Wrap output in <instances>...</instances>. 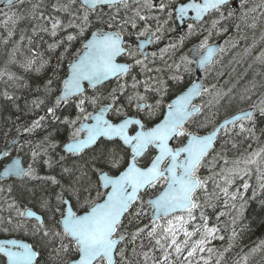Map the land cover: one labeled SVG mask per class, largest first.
I'll return each mask as SVG.
<instances>
[{
  "label": "snow or ice",
  "instance_id": "snow-or-ice-1",
  "mask_svg": "<svg viewBox=\"0 0 264 264\" xmlns=\"http://www.w3.org/2000/svg\"><path fill=\"white\" fill-rule=\"evenodd\" d=\"M140 2L141 0H4L7 11L0 9V29H3L6 35L0 34V43L8 45L11 42L12 48L8 60L5 61V67L0 68V80L7 78L5 83L12 81L17 87L22 86L16 84L22 77L11 72L9 65L18 64L25 72L39 73L49 63L43 59L42 53L33 51L31 47L37 36L43 41L41 33L52 38H56L61 32L66 33L61 39H54V42L48 43V51L54 52L65 42L71 45L73 41L83 37L85 30L93 23V15L101 25L91 34V39L83 44L74 62L70 63V72L62 81L60 95L56 97L54 104L47 108L44 116L33 120L31 126L24 129L25 132L32 133L41 128L47 116H50L53 122L59 121L57 109L67 104L70 98L82 97L76 103L77 119L64 117L61 121L69 127L77 125L80 115L85 112L84 105L86 103L95 105L99 99L84 95L82 87L84 81H87L90 87H95L110 78L120 81L137 67L140 68L139 75L146 76V79L140 80L133 75L131 84L126 80L118 83L117 88L110 94L109 104L96 113L83 115L80 126L74 128L67 142L63 144L61 149L63 154L58 160L48 155L49 149L55 150L59 146L55 136L50 133L36 144L31 152V160L26 166L20 158H13L10 163L4 165L0 180L8 177L19 178L23 185L20 200L27 201L23 207L19 202L8 205L9 209H14L17 217L23 221V223L18 221L16 227L21 229L25 223H31V234L39 237L36 244L22 243L14 239L0 241V254L7 258V264H41V261L42 264H134V257L137 256H142L144 264H149V261L151 264H213V260L214 264H222L224 253L230 250L231 243L223 251L211 246L213 241H223L225 238L220 234L221 216L231 215L233 212L241 214L247 202L244 194L249 189H252L253 198L257 195V188L264 192V145L252 149L249 144L251 150L232 158L228 156L226 149L228 141L221 145L220 151L214 147L220 129H224L228 135L247 134L246 139L258 142L259 138L254 131L257 124L256 113L264 117V99L252 104L249 109H241L207 135H199L185 127L186 124L207 127V124L200 122L197 117L202 108L193 105L191 101L195 96L212 93L209 87L196 81H193L174 101L167 104L166 111L162 112L163 119L154 126L147 127L146 122L127 116L119 123L105 119V113L109 110L114 111L117 116L121 115L122 108L115 107L120 96H126L129 105L134 104L138 112H146L151 118L156 109L161 107V101L156 100L155 104L147 101L153 95H166L169 91L168 80L181 86L183 74L191 75L194 71L191 67L193 63L199 69L208 72L210 65L215 62L214 57L224 51L223 47L209 44L208 38L205 37L199 45H194L189 50L192 59H189L188 55H181L179 60L169 64L168 59L176 54V44H169L158 52L146 51L148 45L158 44L162 39L164 25L159 23L158 17L142 15L140 9L136 8L132 17H123L117 21L116 15H110L105 20L103 14L97 11L99 7L105 5L110 8L122 6L129 9L132 4L139 5ZM143 3L148 11L158 9L165 12L168 8L163 0H158L157 3H153V0H143ZM29 4L30 7H25ZM228 4L229 0H202V3L192 0L175 8V19L183 21L189 10L195 12L193 19L200 23H204L207 16L219 14L218 18L210 22L208 32L211 35L221 21L235 14L233 8L225 17L222 9ZM245 4L246 0H239L241 10L245 9ZM255 11V8L242 11L240 20L246 21L249 12ZM168 18L172 19V12H168ZM152 19L157 20V27L153 30L145 24V27L139 30L136 50L126 47L122 33L127 26L131 25L132 29H137L138 21L146 22ZM169 20H165L164 24ZM21 21L31 22V34H28L29 29L25 27L19 30V39L13 41ZM105 25L108 30H105ZM248 26L255 28L256 25L253 23ZM236 27L239 29L240 25ZM192 31L193 25L188 24L189 34ZM141 37L145 39L141 40ZM24 41H27L30 55H25L22 51ZM169 49L172 50L171 53ZM67 50L65 47V52ZM17 53L22 59H17ZM122 55H126L133 63H118L117 57ZM137 55L140 58H136ZM60 59H63V54ZM256 59L264 62V52ZM157 60L163 62V67L148 66L150 63L155 65ZM56 72L57 69L54 68V76ZM165 72L171 74L166 79L161 78L160 74ZM150 73L156 75H148ZM53 82V78L45 82L46 93L52 92ZM141 86L143 92L139 91ZM128 89L131 90V94H126ZM0 95L7 101L14 102L19 99L8 91ZM225 95L216 92V98L209 101V105L219 106ZM246 99H250V96L240 97L241 102ZM44 102L35 99L31 104L39 108ZM88 120L94 122L85 124L84 121ZM132 125L139 129L134 135H130L128 131ZM228 125H232L231 130ZM261 132L264 134V129ZM101 137L109 141L118 138L124 146L131 149L132 159L123 171H119L123 157L117 150L105 147L94 152L89 159H84L85 150L96 145ZM181 138H186V143L176 148L170 146V141H179ZM149 148H155L157 155L146 167L137 166V158L143 156ZM232 148H237V145L233 143ZM42 154L47 156L43 160L46 168H60L59 179L55 175L37 174L33 163ZM8 155V151L0 153V161ZM73 157L75 159L69 165V159ZM165 161H168L167 166L161 167ZM205 168L209 174L201 176L200 172ZM114 169L119 171L118 175L110 174ZM253 177L256 187L250 183ZM28 181L39 183L29 187ZM238 181L241 182L239 185ZM102 188L110 191L101 194ZM157 188L161 190L154 198H149L146 202L142 199V192L147 193ZM0 191L3 189L0 188ZM93 192L96 193L95 197ZM238 200L241 202L239 206L236 203ZM220 201L229 211L218 213L217 223L210 225V217L205 209L216 207V202ZM136 202H139L140 207L134 214H130L129 209ZM29 205H34L39 212ZM145 205L151 209L149 224L137 227L135 231L118 234L126 215L132 216L129 224L132 220L139 223L140 218L148 215L144 210ZM74 207L81 209L82 214L74 211ZM236 218L232 217L233 225ZM8 222L12 223V220L9 219ZM145 233L151 245L148 251L138 252L136 247H133L132 256H129L126 248L119 247L122 243L135 245L136 240ZM126 236H130V239L126 240ZM234 237L233 231L229 241ZM156 252L160 254L158 258L154 255ZM65 257L71 258L66 260ZM135 264H140L139 260H135Z\"/></svg>",
  "mask_w": 264,
  "mask_h": 264
},
{
  "label": "trees",
  "instance_id": "trees-1",
  "mask_svg": "<svg viewBox=\"0 0 264 264\" xmlns=\"http://www.w3.org/2000/svg\"><path fill=\"white\" fill-rule=\"evenodd\" d=\"M25 7H30V4L26 5ZM2 10L7 11V8ZM21 11H23V8ZM25 27L29 29L28 34H31V22L21 21L18 25L16 34L13 37V41L19 39V30ZM98 28L99 26L97 24H91L87 28L89 30L84 32L83 37L73 41L71 45H68L67 42H65L64 45L58 47L54 52L48 51V43L54 42V39H61V37L66 35V33L61 32L56 38H52L47 34L41 33L40 35L43 36V41H41L40 37L37 36L33 45L31 46L32 50L38 52L41 51L40 53L43 54V59L49 61L45 68L39 73H36L35 71L25 72L19 67L18 64L8 66L11 72H14L17 76L22 77L20 81L16 82V84H20L22 86L17 87L12 81L5 83L7 78L0 80V93L8 91L9 94L19 97V99H16L13 102L5 100L3 96L0 95V153H2L14 139L20 136H23V138L15 145L16 147L14 146L10 150L9 156H7L3 162H6L16 154L21 156L24 160V163L27 165V163L31 160V152L35 148L36 144L43 141L45 136H48L50 133L55 136L59 146L55 150L49 149L48 155H50L54 160H58L59 156L63 154L61 151L63 144L67 142L69 135L74 131L76 125L69 127L64 123H61V121L64 119V117L77 119L78 110L76 108V103L78 102V99L57 109V115L60 117L59 121L53 122L52 118L47 116L42 122L41 128L35 130L34 132L28 133L25 132L24 129L26 127H30L33 120H37L40 116H44L46 114L47 108L54 104L56 97L60 94L59 89L61 87L62 81L67 76L69 64L76 57L77 53L82 50L83 44L89 38L90 34ZM0 34L6 35V33L3 32V29H0ZM244 34L245 33L240 34V38L242 40L246 39ZM233 36H235L234 33ZM23 44V53L25 55H30L28 52L27 41H24ZM65 47L68 48L67 52H65ZM11 48V42L8 45H3L0 43V68L5 67V61L8 60V54ZM239 48L243 49V44H241ZM230 50V47L224 50V52L221 54L219 62L215 63L205 75L204 83L207 87H209L210 93L212 94H206L205 98L202 100V112L197 117L200 122L207 124V127L200 126L199 124H192L187 126L189 131L195 132L197 134H205L212 130V128H214V126L221 120L239 112L241 109H249L252 104L259 103L260 99H264V65L255 64L253 66H247L246 63L244 64V61H241L242 68L240 65H238V63L229 64V62L235 58L229 57ZM62 54L63 59L61 60L60 57ZM17 59H22L19 53H17ZM54 68L57 69L55 76L53 74ZM49 78H53L54 82L51 86L53 90L51 93H46L44 90V84ZM188 85L189 83H181V86H177L175 89V96L182 93L188 87ZM213 85L215 88H212ZM112 86L116 85L112 84ZM109 88L104 87L95 91H88L85 94V96L89 98H99L95 105L88 103L84 105V107L89 108V113H93L97 109L111 102V96L108 94ZM216 91L226 95L224 96L223 100H221L219 106L212 107L209 105V101H214L216 97L214 96L213 98L212 96L214 93H216ZM242 95L250 96V99H246L241 102L240 97ZM35 99H41L45 102L43 105H41V107L35 108L31 104V101ZM124 101V99H121L115 105V107L122 108L121 114H123V116L127 115L131 109L129 104H126ZM206 105L209 106L206 107ZM83 115H80V120H83ZM113 117L117 120L118 118H122L116 114H114ZM256 120L257 124L254 131L255 135L259 138L258 142L256 140L246 139L245 137L247 134L236 135L233 133L228 135L223 130L214 146L215 149L220 151L221 145H223L225 141H228L226 144L228 149H226L228 156L232 158L244 153L246 150H251L248 147L249 144H251L252 149L264 145V134L261 132V130L264 129V117H260L259 113L257 112ZM231 129L232 126L229 127V130ZM236 131H238V128ZM185 140L186 138H181L179 141L174 140L173 146L175 148L179 147L185 142ZM233 143L237 145V148H232ZM105 147H107L109 150H117L120 152V156L123 157V160L119 171L124 169L130 159V152L128 149L123 147V145L116 141H100V143H98L93 149L85 152L86 154L84 155V159H89L94 152H98ZM23 149H26V153L22 152ZM154 156L155 152L150 150L139 163L142 166H147ZM46 158L47 156L42 154L41 157L33 163V167L36 169L37 174L55 175L59 179L60 168H46L43 163V160ZM73 159L75 158L73 157L69 159V165ZM105 171H107V168H105ZM119 171L114 169L110 174L116 175L119 173ZM208 174L209 173L206 168L202 169L200 172L201 176H207ZM38 183L39 181H28V186H35ZM240 183V181L237 182L238 185ZM250 183L253 187H256L255 177L251 179ZM0 188L3 189V191H0V239L16 238L25 240L29 244H36L39 237H34L31 234V223H25L24 226H26V228L21 229L14 228L12 226L14 221L17 222L22 220L21 218L17 217L14 209H9L8 205L14 202H19L20 206L23 207L24 202L25 204L27 203V201L20 200V192L23 188L21 181L17 179H10L4 183L0 181ZM161 188L149 190L147 193L141 194L142 199L146 202L149 198H152L158 194ZM9 189H11V191H9ZM100 192L101 194L104 193L101 191V189ZM244 195L247 202L242 213L238 215L233 212L231 215L221 216L219 223L222 231L220 234L225 238L223 241L215 240L211 245L214 248L223 251L225 248H228L229 244L231 243L230 250L224 253L222 264H264V192L257 188V195L253 198L252 189H249V191ZM95 196L96 193L93 192V197ZM216 203V207H209L205 209L206 214L210 217V225L217 223L216 216L218 213L221 211H229V209L224 207L222 201ZM236 203L239 206L241 202L238 200ZM29 207H32L33 210L39 212V209L34 205H29ZM138 207H140V204L139 202H136V204L129 210V213L134 214ZM73 210L77 211L78 214H82V210L77 207H74ZM144 210L146 213H148V215L140 218L139 223H137L136 220H132V223L129 224V220L132 219V216L126 215L122 221V227L118 230V234L119 232L135 231L137 227H143L144 225L149 224L151 210L147 207V205H145ZM233 216L237 217L235 225L231 223ZM9 219L12 220V223L8 222ZM233 231L235 232V237L229 241V237L232 236ZM146 235L147 233H145L140 239H137L135 245L122 243L119 247L126 248L129 256H132L133 247H136L138 252L148 251L151 245L146 238ZM128 239H130V236H126V240ZM141 245H143V249H141ZM44 255L46 257L47 253ZM150 255H152V253H150ZM154 255L158 258L160 254L159 252H156ZM70 258L71 257H65L66 260ZM4 260L5 259L3 257H0V264H6V261ZM135 260H139L140 264H144L142 256L134 257V264ZM149 264H151V261H149Z\"/></svg>",
  "mask_w": 264,
  "mask_h": 264
},
{
  "label": "flooded vegetation",
  "instance_id": "flooded-vegetation-1",
  "mask_svg": "<svg viewBox=\"0 0 264 264\" xmlns=\"http://www.w3.org/2000/svg\"><path fill=\"white\" fill-rule=\"evenodd\" d=\"M158 0H153V3H157ZM165 4L168 5V8L166 9L165 12H160L158 9H153L152 11H148L144 7L143 0H141L140 4H132L131 8L125 9L124 7L120 6L119 8L117 7H108V6H102L98 8V12L103 14V18L105 20L108 19L110 15H116L117 16V21H120L121 18L123 17H132L134 15L133 10L136 9L137 7H140V11L142 15H148L152 17H158L159 18V23L164 25L163 30H162V39L158 44L154 45H148L146 47V51L148 53H151L153 51L158 52L159 49L164 48L165 46L169 44H176L177 49H176V54L172 58L168 59V63L170 64V61L173 63L175 59L180 58L181 55H190L189 50L193 48L194 45H199V43L205 39V37L208 38V43L211 45H216L220 43V47H223L224 50H226L229 46L231 48H234V53L232 57H240V59L245 58V62L247 66H253L255 64L257 65H264V62L261 63L260 61H256L251 59V54L252 51L257 50L260 54L264 52V7H258V5H264V0H246L245 4V9L241 10L239 7V2H235L234 0L229 1V4L225 6L222 11L224 12L225 17H227L228 12L235 8V14L232 17L227 18L224 21H221V24L213 31L211 35H209L208 28L210 26V22L214 18H218L219 14H212L210 16H207L206 21L204 23H196L192 21H188L185 23L184 31L180 32L179 26L176 22L175 19V8L178 7L180 4L184 3H189L192 2V0H163ZM198 3H202V0H196ZM255 8V12H249L247 20L246 21H241L240 20V15L242 11H246L247 9H252ZM168 12H172V19L169 20L168 18ZM187 16H195V12L192 10H189ZM165 20H169L167 24H164ZM92 24H97L99 27L101 26L97 22V17L95 15L92 16ZM255 23V28H251L248 25ZM145 24L150 26L153 30L157 27V20L152 19L148 20L146 22H139L138 21V27L137 29H132L131 25H128L125 32L122 33L124 40L126 41V47H131L133 50L135 49V45L137 44V33L139 30L143 29L145 27ZM188 24L193 25L194 31H192L191 34L188 32ZM240 25L239 29H237V25ZM105 30L107 29V26L105 25ZM174 29V30H173ZM224 29H227V31H224ZM89 29H86L87 31ZM97 30V29H96ZM95 30V31H96ZM219 33V34H217ZM233 33L235 36H233ZM245 33L244 35L246 36L245 40H242L240 38V34ZM183 37V42L181 43V38ZM141 40L145 39V37H141ZM243 44V49H240L239 46ZM248 49L246 52L245 50ZM224 52V51H223ZM222 52L216 56L215 63L219 62V59L221 57ZM140 58L139 55H137ZM151 59V57L149 56ZM179 60V59H178ZM119 63H133L132 60L128 59L126 55H122L118 58ZM214 63V64H215ZM149 67H155V66H161L163 67V62L160 60L156 61V64H149ZM192 68L195 67V64L193 63L191 65ZM181 72L183 73V70L181 69ZM140 73V68H134L132 69V72L130 75L124 77L120 81H115L111 83L109 86H112V84H115L116 86L118 83H123L125 80L128 82V84L132 83V76L136 75L138 79L144 80L146 79V76L144 75H139ZM167 73V75H166ZM165 75L164 79L167 78L168 75H170V72H165L163 73ZM163 74L161 75V78ZM148 75H156L155 73H150ZM184 78L181 81L182 84L186 83V74H183ZM167 85L169 86V91L167 96L163 98L162 96H157L153 95L147 103L150 104H155L156 100L161 101V107L159 109H156L155 114L149 118L146 112H138L133 105H129L131 108L130 111L127 113L129 114L130 117H136L140 119L142 122H146L147 127L153 126L155 123H158L162 118V112L166 111L167 109V104L174 98L176 94V87L177 85L171 81H167ZM109 88V87H108ZM139 91L143 92V87L141 86ZM175 91V92H174ZM172 93V94H171ZM127 94H131V90H127ZM173 96V97H172ZM179 96L176 95L175 97ZM165 99V101H164ZM135 132V128L132 127L129 129V133L133 134Z\"/></svg>",
  "mask_w": 264,
  "mask_h": 264
},
{
  "label": "water",
  "instance_id": "water-1",
  "mask_svg": "<svg viewBox=\"0 0 264 264\" xmlns=\"http://www.w3.org/2000/svg\"><path fill=\"white\" fill-rule=\"evenodd\" d=\"M106 6V5H105ZM2 8H6L5 7V5H4V0H0V9H2ZM193 17L194 16H191V19H193ZM188 20V16H186L185 18H184V20L183 21H178L179 22V24H183L184 22H186ZM89 39H91V37L89 38ZM216 46H218V47H220V43H218V44H216ZM218 55V54H217ZM216 55V56H217ZM215 56V57H216ZM118 57H120V56H118ZM118 57H117V59H118ZM189 57H190V59H192V53H190V55H189ZM214 57V58H215ZM72 62H74V60L72 61ZM202 69H199L197 66H196V72H195V81L196 82H199V83H202ZM69 72H70V67H68V74H69ZM67 78V77H66ZM113 79H115V78H110L109 80H107V81H104L103 83H101V84H98V85H96L95 87H90L89 85H88V83H87V81H84V82H82V87H83V89H84V92H85V89H86V86L87 87H89V88H91V89H94V88H97V87H99V86H102V85H104L105 83H107V82H109V81H111V80H113ZM187 90V89H186ZM185 90V91H186ZM60 95V94H59ZM202 95H198V96H195L193 99H192V101H191V103L192 104H194L196 101H198L199 99H200V97H201ZM74 98H77V97H74ZM74 98H70L69 100H71V99H74ZM175 100V99H174ZM173 100V101H174ZM64 105V104H63ZM197 107H199V106H197ZM109 113H110V110L109 111H107L106 113H105V119H107V116L109 115ZM198 114V113H197ZM94 121H92V120H88V121H86V122H84L85 124H90V123H93ZM224 122V121H223ZM223 122H221V123H223ZM220 123V124H221ZM219 124V125H220ZM80 126V125H79ZM134 125H132V126H130L129 127V129H131V127H133ZM229 126H231V125H228V127ZM137 127V126H136ZM218 127V126H217ZM217 127L215 128V129H217ZM138 128V127H137ZM214 129V130H215ZM139 130V129H138ZM137 130V131H138ZM223 129H220V131H219V133H218V136H219V134H220V132L222 131ZM129 131V130H128ZM83 133V132H82ZM211 133V132H210ZM84 134V133H83ZM209 134V133H208ZM207 135V134H206ZM21 138H18V139H16V140H14L9 146H8V148H7V150H5V151H8L17 141H19ZM100 140H106L105 138H103V137H101V138H99L98 139V141H100ZM114 140H119L118 138H116V139H114ZM120 141V140H119ZM122 144H123V142L122 141H120ZM170 143V146H171V141L169 142ZM215 145V144H214ZM94 146V145H93ZM93 146H91V147H93ZM90 147V148H91ZM89 149V148H88ZM150 149V148H149ZM148 149V150H149ZM153 149H155V148H153ZM87 150V149H86ZM147 150V151H148ZM156 150V149H155ZM146 151V152H147ZM157 151V150H156ZM145 152V153H146ZM145 155V154H144ZM143 155V156H144ZM143 156H141V157H138L137 158V160H140ZM14 158H20V157H14ZM183 158V156H181V159ZM21 160H22V158H20ZM132 159V158H131ZM11 162V161H10ZM9 162V163H10ZM167 161H165L162 165H161V167H163V165L166 163ZM22 163H23V160H22ZM0 164H1V161H0ZM24 165V164H23ZM3 172V169L1 170V172L0 173H2ZM10 179H19V178H16V177H8V178H5V179H2V181H8V180H10ZM102 190L104 191V192H106V191H110V189H103L102 188ZM143 193V192H142ZM141 193V194H142ZM131 209V208H130ZM129 209V210H130ZM125 218V217H124ZM123 218V219H124ZM30 219V218H29ZM123 221V220H122ZM8 240H13V239H8ZM14 240H16V239H14ZM0 241H4V240H0ZM18 241H20V242H22V243H28V242H26V241H24V240H18ZM29 244V243H28ZM0 255H2V254H0ZM6 258V257H5ZM6 261H7V258H6Z\"/></svg>",
  "mask_w": 264,
  "mask_h": 264
},
{
  "label": "rangeland",
  "instance_id": "rangeland-1",
  "mask_svg": "<svg viewBox=\"0 0 264 264\" xmlns=\"http://www.w3.org/2000/svg\"><path fill=\"white\" fill-rule=\"evenodd\" d=\"M137 8L140 9L141 6H140V7H137ZM252 22L254 23V21H252ZM229 47H230V49H231V50H230V53H229V57H231V56L233 55V53H234V51H233L234 48H231V46H229ZM171 51H172V50L169 49V53H171ZM257 53H259L257 50L252 51V54H251V56H250L251 59L256 60V61H259V60L256 59V57H257V56H260L261 53L258 54V55H257ZM137 57H138V56H137ZM178 59H179V58H178ZM178 59H175V61L178 60ZM241 61H244V64L246 63V62H245V58L242 59V60H240V57H235V58H233V59L229 62V64H230V63H231V64H232V63H235V64L238 63V65H240V66L242 67V63H241ZM260 62H261V61H260ZM261 63H263V62H261ZM170 64H172L171 61H170ZM242 68H243V67H242ZM182 70H183V69H182ZM184 74H186V73H184ZM166 75H167V73H166ZM186 75H188V74H186ZM162 77L164 78L165 75L163 74ZM114 88H117V86H111V87L108 89V94H111V93H112V90H113ZM216 92H218V91H216ZM126 94H127V92H126ZM167 94H168V93H167ZM167 94H166V95H163V98H165V96H167ZM214 96H215V93H214V95H213L212 97L214 98ZM121 99H124V100H125L124 102H125L126 104H128V103H127V100H126V96H120V97H119V100H121ZM164 101H165V99H164ZM84 108H85V112H84L83 114H88V113H89V112H88L89 108H87V107H84ZM83 114H82V115H83ZM79 124H80V120L77 121V125H76V126H78ZM25 150H26V149H23L22 152H23V153H26ZM17 222H18V221H17ZM17 222L14 221V222L12 223V226H13L14 228H17V227H16ZM19 222L23 223L22 221H19ZM23 228H26V226H24Z\"/></svg>",
  "mask_w": 264,
  "mask_h": 264
},
{
  "label": "bare ground",
  "instance_id": "bare-ground-1",
  "mask_svg": "<svg viewBox=\"0 0 264 264\" xmlns=\"http://www.w3.org/2000/svg\"><path fill=\"white\" fill-rule=\"evenodd\" d=\"M41 52V51H40ZM4 53V52H3ZM26 53V52H25ZM5 54V53H4ZM186 77V76H185ZM28 89V88H27ZM178 91V90H177ZM179 92V91H178ZM25 95V94H24ZM36 96V95H35ZM173 97V96H172ZM27 101V100H26ZM225 101V100H224ZM250 108V107H249ZM1 109V108H0ZM205 110V109H204ZM5 111V110H4ZM208 111V110H207ZM234 111V110H233ZM228 113V112H227ZM6 117V116H5ZM4 123V122H3ZM8 126V125H7ZM26 137V136H25ZM264 138V137H263ZM16 147V146H15ZM227 148V147H226ZM5 149V148H4ZM228 149V148H227ZM238 151V150H237ZM236 152V151H235ZM90 154V153H89ZM87 160V159H86ZM6 161V160H5ZM58 171V170H57ZM207 173V172H206ZM4 183V182H3ZM2 185V184H1ZM8 190V189H7ZM251 190V189H250ZM102 191V190H101ZM15 199V198H14ZM264 199V198H263ZM14 201V200H13ZM25 204V202H24ZM23 204V205H24ZM80 214V213H79ZM227 234V233H226ZM227 236V235H226ZM255 248V247H254ZM264 251V250H263ZM239 254V253H238ZM249 255V254H248ZM233 260V259H232ZM5 261V260H4ZM251 262V261H250Z\"/></svg>",
  "mask_w": 264,
  "mask_h": 264
}]
</instances>
